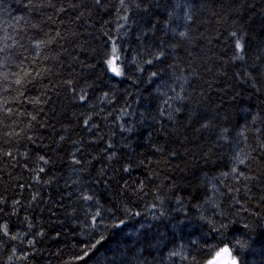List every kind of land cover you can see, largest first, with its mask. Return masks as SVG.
<instances>
[{
  "label": "trees",
  "instance_id": "obj_1",
  "mask_svg": "<svg viewBox=\"0 0 264 264\" xmlns=\"http://www.w3.org/2000/svg\"><path fill=\"white\" fill-rule=\"evenodd\" d=\"M224 248L264 264V0H0V264Z\"/></svg>",
  "mask_w": 264,
  "mask_h": 264
},
{
  "label": "snow or ice",
  "instance_id": "obj_2",
  "mask_svg": "<svg viewBox=\"0 0 264 264\" xmlns=\"http://www.w3.org/2000/svg\"><path fill=\"white\" fill-rule=\"evenodd\" d=\"M122 2H123V0H122ZM181 35H183V34H181ZM232 35L233 36H236V33L233 32ZM235 48L238 49V50H241V51L243 50V46H242V44L240 42V39H237L236 40ZM115 52H116V49L114 48L113 49V53H115ZM235 58L236 59H239V60H243L244 59V56L243 55H239V56H236ZM107 64H108V68L111 70V72L115 76H121L122 75L121 70L118 67L115 66V61L114 60H112V59L108 60L107 61ZM17 83H19V81H17ZM240 163H244V161L241 160ZM85 199H88V197H85ZM97 243H99V241ZM226 251L229 253V250L228 249H226ZM229 255H231V254L229 253ZM232 258H235V257H232ZM232 264H237L236 258L233 260Z\"/></svg>",
  "mask_w": 264,
  "mask_h": 264
},
{
  "label": "rangeland",
  "instance_id": "obj_3",
  "mask_svg": "<svg viewBox=\"0 0 264 264\" xmlns=\"http://www.w3.org/2000/svg\"><path fill=\"white\" fill-rule=\"evenodd\" d=\"M116 83H117V89H121V88H123L125 85L121 82V78L120 79H116ZM141 80H139V82H140ZM127 89V88H126ZM75 165V164H74ZM74 165H73V168H74ZM72 172L74 173V174H77L78 173V170H76V169H73L72 170ZM88 171H84V173H87ZM87 176H85V178H86ZM73 179H78V180H81V178H78L77 176L76 177H74ZM218 216V214L217 213H214V215H212V220L214 221V225H215V223H216V217ZM75 227H76V225H75ZM159 239H160V237H159ZM159 239H157V240H159ZM251 250L253 249V246H251V248H250ZM8 262H9V260H7V264H8ZM11 262H9V264H10ZM13 264V263H12Z\"/></svg>",
  "mask_w": 264,
  "mask_h": 264
},
{
  "label": "water",
  "instance_id": "obj_4",
  "mask_svg": "<svg viewBox=\"0 0 264 264\" xmlns=\"http://www.w3.org/2000/svg\"><path fill=\"white\" fill-rule=\"evenodd\" d=\"M229 250V249H228ZM223 252V251H222ZM229 253L231 255H228L227 257H224V256H217L215 257V259H213L209 264H229V261L231 259V256H232V253L231 251L229 250Z\"/></svg>",
  "mask_w": 264,
  "mask_h": 264
},
{
  "label": "clouds",
  "instance_id": "obj_5",
  "mask_svg": "<svg viewBox=\"0 0 264 264\" xmlns=\"http://www.w3.org/2000/svg\"><path fill=\"white\" fill-rule=\"evenodd\" d=\"M229 255V253L226 251V249L223 250V252H218L217 253V256H224V257H227ZM235 258H232L230 261H229V264H232L233 260Z\"/></svg>",
  "mask_w": 264,
  "mask_h": 264
}]
</instances>
